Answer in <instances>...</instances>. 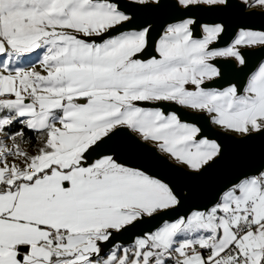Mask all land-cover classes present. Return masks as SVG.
<instances>
[{"label": "snow or ice", "instance_id": "snow-or-ice-1", "mask_svg": "<svg viewBox=\"0 0 264 264\" xmlns=\"http://www.w3.org/2000/svg\"><path fill=\"white\" fill-rule=\"evenodd\" d=\"M140 5L160 0H136ZM264 6V0H242ZM181 10H219L230 0H174ZM130 17L108 0H0V264H264V169L223 190L206 211H193L123 247L117 236L177 208L173 188L115 153L90 159L118 129L158 142L199 172L221 147L177 114L137 102H169L213 115L240 135L264 134V64L243 94L235 85H201L221 75L211 61L245 64L241 48L264 47V31L241 29L231 46L211 50L224 27L193 18L169 24L141 59L150 29L112 35ZM100 37L101 43L88 38ZM43 50L41 72L13 59ZM6 73V74H5ZM187 85L196 90L189 91ZM21 124L43 145L36 155ZM59 125V126H57ZM11 161V162H10Z\"/></svg>", "mask_w": 264, "mask_h": 264}, {"label": "water", "instance_id": "water-1", "mask_svg": "<svg viewBox=\"0 0 264 264\" xmlns=\"http://www.w3.org/2000/svg\"><path fill=\"white\" fill-rule=\"evenodd\" d=\"M117 3L119 9L130 20L111 31L118 35L121 31H139L150 29L149 47L140 54L141 59L157 56L155 45L169 24L182 19L193 18L194 38L202 39V25L221 24L224 31L211 50L224 49L232 44L241 29L264 31V10L245 6L242 0H230L231 7L219 10L193 9L181 10L174 6V0H160V5L150 2L140 5L136 0H108ZM89 42L101 43L100 37L88 38ZM245 57V64L240 65L233 58L218 57L211 63L218 68L221 75L206 80L201 87L205 90L221 91L235 85L243 94L249 77L264 61V47L240 49ZM188 90H196L194 85H187ZM145 109H160L166 115L175 113L182 123H188L200 129L197 139L207 138L221 147V154L199 172L175 164L163 155L158 148L144 141L130 129L121 128L113 134L112 139L101 144L91 155L95 159L106 153H115L122 163L138 167L147 174L167 182L181 201L180 205L161 213L155 218L130 228L117 236L116 243L130 246L135 237L154 232L164 222H174L180 217H187L193 211H206L213 206L223 190L248 174L264 169V134L236 135L216 128L206 112H195L183 106L169 102H137Z\"/></svg>", "mask_w": 264, "mask_h": 264}, {"label": "rangeland", "instance_id": "rangeland-1", "mask_svg": "<svg viewBox=\"0 0 264 264\" xmlns=\"http://www.w3.org/2000/svg\"><path fill=\"white\" fill-rule=\"evenodd\" d=\"M236 38H237V36H236ZM236 38H235V39H236ZM235 39H234V40H235ZM233 42H234V41H233ZM233 42H232V43H233ZM231 45H232V44H231ZM231 45H230V46H231ZM218 50H221V49H218ZM42 55H43V50H37V51L34 52L33 54H29V55L26 54V55H24L25 57L22 56V57H20L19 59H13V61L10 62V68H11V70H12L13 72L15 71L16 68H24V69H32V70H35V71L41 72V74H45V73L42 71V66L38 63V60H40V59L42 58ZM3 59H6V58H5V57H0V60H3ZM35 59H36L35 62H37L38 64H33V65H31V67L29 68V62L34 61ZM261 64H264V61H263ZM261 64H260V65H261ZM260 65L258 66V68L256 69V71H255L252 75H254V74L258 71ZM33 67H37V68L35 69V68H33ZM5 74H6V73H5ZM252 75H251V76H252ZM251 76L249 77L248 81L250 80ZM248 81H247V83H248ZM246 85H247V84H246ZM189 91H195V90H192V89H191V90H189ZM184 108H185V107H184ZM186 109H188V110H192V109H189V108H186ZM192 111H195V110H192ZM195 112H197V111H195ZM203 112H206V111H203ZM206 113H207V112H206ZM207 114H208V113H207ZM209 115H210V114H209ZM213 115H214V114L210 115V116H211V121H212V119H213ZM212 124H213L216 128H218V129H222L221 126H219V125H217V124H215V123H213V122H212ZM220 127H221V128H220ZM222 130H224V128H223ZM224 131H225V130H224ZM132 132H133V131H132ZM227 132H229V131H227ZM230 132H231V131H230ZM133 133H135V132H133ZM135 134H136L137 136H139V137L142 139V137H141L138 133H135ZM0 140H5L9 146H12V141H11L10 139H7L6 137H0ZM147 142H149L150 144L155 145V146L158 148V150H159L163 155L167 156V157L169 158V160L172 161L173 163L178 164V165H181L182 167L191 170V169L188 168L186 165H184V164L179 163L178 161H176V160H175L173 157H171V155H169L168 153L162 151V150L160 149V147H159V143H158V142H153V141H147ZM22 149H23L24 151H27L28 154H29L30 156L36 155V154L38 153V149H29L27 143H23V144H22ZM10 162H11V161H10ZM123 247H127V246H123Z\"/></svg>", "mask_w": 264, "mask_h": 264}, {"label": "trees", "instance_id": "trees-1", "mask_svg": "<svg viewBox=\"0 0 264 264\" xmlns=\"http://www.w3.org/2000/svg\"><path fill=\"white\" fill-rule=\"evenodd\" d=\"M23 129L25 136L31 141V146L28 144L29 149H40V147H42L43 145V140H39L37 139V136L35 133H33L32 131L23 128V125L21 124H16L13 126V128L11 129L12 132H16Z\"/></svg>", "mask_w": 264, "mask_h": 264}, {"label": "crops", "instance_id": "crops-1", "mask_svg": "<svg viewBox=\"0 0 264 264\" xmlns=\"http://www.w3.org/2000/svg\"><path fill=\"white\" fill-rule=\"evenodd\" d=\"M250 8H256V9H261V10H264V6H249ZM31 54H33V53H31ZM27 55H29V54H27ZM25 57V56H24ZM36 61V59L34 60V61H31V62H29V68L31 67V65H33V64H38L37 62H35ZM39 61V60H38ZM33 68H37V67H33ZM199 112H203V111H199ZM211 117V116H210ZM213 120V119H212ZM57 126H59V125H57ZM221 128V127H220ZM223 129V128H222ZM225 131H228V130H226V129H224ZM230 132V131H229ZM231 133H234V134H236V135H240V134H237V133H235V132H231Z\"/></svg>", "mask_w": 264, "mask_h": 264}]
</instances>
